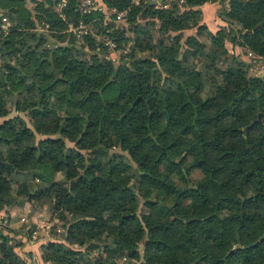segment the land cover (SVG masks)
Returning a JSON list of instances; mask_svg holds the SVG:
<instances>
[{
    "label": "trees",
    "instance_id": "obj_1",
    "mask_svg": "<svg viewBox=\"0 0 264 264\" xmlns=\"http://www.w3.org/2000/svg\"><path fill=\"white\" fill-rule=\"evenodd\" d=\"M99 1L126 20L0 1V212L53 219L38 262L16 252L32 225L1 226L0 264H264V72L229 50L264 60V0Z\"/></svg>",
    "mask_w": 264,
    "mask_h": 264
},
{
    "label": "rangeland",
    "instance_id": "obj_2",
    "mask_svg": "<svg viewBox=\"0 0 264 264\" xmlns=\"http://www.w3.org/2000/svg\"><path fill=\"white\" fill-rule=\"evenodd\" d=\"M202 13H203L202 24H205L211 32H213V33L216 32L218 30V28L223 25V23H221L216 16V5H214V4L205 5L202 8ZM194 34H195V30L186 31L184 34V37H187L189 35H194ZM77 39L80 42L84 40V38H77ZM99 44H101V43H99ZM101 45L109 53V56H110L109 59L118 60L119 58L123 57L126 54V49L117 47V48L111 50V49L105 47L103 44H101ZM229 50H230L231 55H233V54L238 55L242 61L251 65L250 73H252L253 75H260L262 72H264V60H261V61L259 60L260 62L256 61L257 63L253 64L254 62H252L251 58L255 59L257 56H254L253 54H251V56H249V53L247 55L246 51L244 49H241V48H235L233 50L232 49H229ZM232 66L235 67L236 64L234 63ZM238 77L241 79V77H243V74L239 73ZM64 208H65V210H68L70 208V202L69 201L65 202ZM26 216L28 217V220L31 219V221H33V222L32 223L27 222V223L21 224V222L18 223L19 217L15 216L16 218H13L14 220L11 222V228L10 229L13 231H22L25 233V232H27L26 226L29 227L30 225H32V227H34L33 232H35V238L37 240L44 237L43 231H45V230H46L47 234H51L50 230H51V225L53 223V219L50 218V215L45 210V207H42L36 213L26 214ZM33 216H35V217H33ZM56 240H59L60 242H64L63 238L61 236L57 237ZM24 249H25V247L20 248V251H22Z\"/></svg>",
    "mask_w": 264,
    "mask_h": 264
},
{
    "label": "built area",
    "instance_id": "obj_3",
    "mask_svg": "<svg viewBox=\"0 0 264 264\" xmlns=\"http://www.w3.org/2000/svg\"><path fill=\"white\" fill-rule=\"evenodd\" d=\"M1 1V0H0ZM55 5V11L58 15V17L62 20L65 21L67 18V13L66 10H68V5L70 1L72 0H52ZM140 1H147V2H157V0H137L135 4L137 5ZM178 3H183L182 0H176ZM78 4V12L80 13L81 16H87L89 15L92 11H96L99 13H103L106 15V19H109L110 17L114 16V22L115 23H120L124 22L126 20V17L128 16V10L122 11V12H117L115 10L107 11V9L103 6L102 3H100L99 0H77ZM167 8V5H162L158 4L157 8ZM10 21L9 19L4 15V13L0 9V28L1 30L7 35L10 31ZM45 29H47V26L45 25ZM42 30V29H40ZM68 34H71L75 36L76 38H84L85 36H90L93 38L97 43L103 44L105 47L113 50L117 48V44L109 37V36H101L96 33V31L93 29L92 26L84 23V22H79L77 24L70 23L67 25V31ZM56 48V46H54ZM251 56V54H249ZM22 222H26L25 219H22ZM27 223V222H26ZM8 227L9 226V220L6 216H0V227ZM59 232V230H58ZM45 233L46 230H45ZM35 238V236H34ZM33 238V239H34ZM33 261L35 259L33 258ZM36 263V262H35Z\"/></svg>",
    "mask_w": 264,
    "mask_h": 264
},
{
    "label": "crops",
    "instance_id": "obj_4",
    "mask_svg": "<svg viewBox=\"0 0 264 264\" xmlns=\"http://www.w3.org/2000/svg\"><path fill=\"white\" fill-rule=\"evenodd\" d=\"M158 1H161V2L158 3ZM153 2H155V1H153ZM163 2H164V0H157V2H156L157 4H156L155 7L157 8V5L158 4L166 5ZM26 214H32V211H31L30 207L26 203H23V202L22 203H19L18 205H16L12 209H10L8 212H5V211L0 212V216H6L7 218L9 217V218L12 219V221L14 220L13 218H16L15 216H18L19 217L18 223H20V222H21V224H24L26 222H31L32 223L33 221H31V219L28 220V217L26 216ZM33 217H35V216H33ZM22 219H25L26 222H22ZM9 227L11 228V223L10 222H9L8 228ZM57 232H58V230H57ZM49 235L50 234H47V233H45V231H43V236L44 237H42L41 239H38L37 240L36 238H34L35 232H33L29 236V238L26 237L27 239L26 238H23L22 239L25 242V245L22 248L25 247V249L22 250V251H20V248H17L16 249V252L19 255H21V256H27V252H30V254L32 255V257H31L32 260L34 258L35 261L38 262L39 261V259H38L39 258L38 257V248L43 243L48 242L49 240L52 239V237H50Z\"/></svg>",
    "mask_w": 264,
    "mask_h": 264
},
{
    "label": "water",
    "instance_id": "obj_5",
    "mask_svg": "<svg viewBox=\"0 0 264 264\" xmlns=\"http://www.w3.org/2000/svg\"><path fill=\"white\" fill-rule=\"evenodd\" d=\"M161 1H158V3H160ZM156 2H151L150 3V6L151 7H155L156 6ZM264 25V21L262 22V23H260L259 25H257L254 29H253V31H256L258 28H260V27H262ZM0 47H1V45H0ZM179 59H181V56L179 57ZM49 61L51 62L52 61V56H50V58H49Z\"/></svg>",
    "mask_w": 264,
    "mask_h": 264
}]
</instances>
